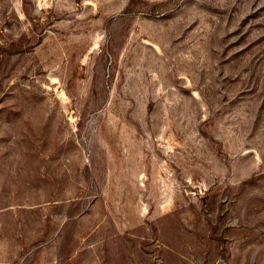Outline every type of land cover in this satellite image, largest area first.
<instances>
[{"label":"rangeland","instance_id":"rangeland-1","mask_svg":"<svg viewBox=\"0 0 264 264\" xmlns=\"http://www.w3.org/2000/svg\"><path fill=\"white\" fill-rule=\"evenodd\" d=\"M0 264H264V0H0Z\"/></svg>","mask_w":264,"mask_h":264}]
</instances>
